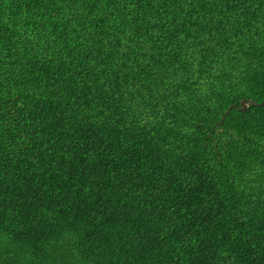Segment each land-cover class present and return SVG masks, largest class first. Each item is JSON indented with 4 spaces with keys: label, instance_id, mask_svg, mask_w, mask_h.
Segmentation results:
<instances>
[{
    "label": "trees",
    "instance_id": "1",
    "mask_svg": "<svg viewBox=\"0 0 264 264\" xmlns=\"http://www.w3.org/2000/svg\"><path fill=\"white\" fill-rule=\"evenodd\" d=\"M264 0H0V264H264Z\"/></svg>",
    "mask_w": 264,
    "mask_h": 264
},
{
    "label": "water",
    "instance_id": "2",
    "mask_svg": "<svg viewBox=\"0 0 264 264\" xmlns=\"http://www.w3.org/2000/svg\"><path fill=\"white\" fill-rule=\"evenodd\" d=\"M248 104H252V105H257V106H264V101L259 103L253 99H244L241 103V105H237V104H234L232 105L229 110L224 114V118L223 120L226 118L227 114L232 110V109H238V110H245L247 109L248 107Z\"/></svg>",
    "mask_w": 264,
    "mask_h": 264
}]
</instances>
